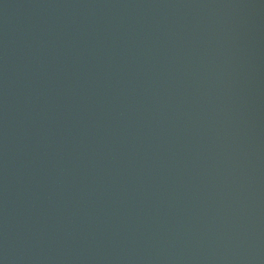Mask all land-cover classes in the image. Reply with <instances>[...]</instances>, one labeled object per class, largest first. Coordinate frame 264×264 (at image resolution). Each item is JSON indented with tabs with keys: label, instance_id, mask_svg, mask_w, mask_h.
<instances>
[{
	"label": "water",
	"instance_id": "obj_1",
	"mask_svg": "<svg viewBox=\"0 0 264 264\" xmlns=\"http://www.w3.org/2000/svg\"><path fill=\"white\" fill-rule=\"evenodd\" d=\"M0 264H264V0H0Z\"/></svg>",
	"mask_w": 264,
	"mask_h": 264
}]
</instances>
